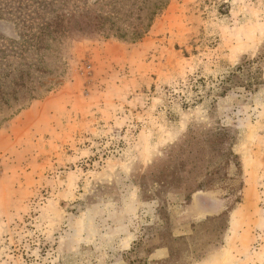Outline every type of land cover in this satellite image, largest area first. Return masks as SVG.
<instances>
[{
	"label": "rangeland",
	"instance_id": "1",
	"mask_svg": "<svg viewBox=\"0 0 264 264\" xmlns=\"http://www.w3.org/2000/svg\"><path fill=\"white\" fill-rule=\"evenodd\" d=\"M131 4L0 0V264H264V0Z\"/></svg>",
	"mask_w": 264,
	"mask_h": 264
},
{
	"label": "trees",
	"instance_id": "2",
	"mask_svg": "<svg viewBox=\"0 0 264 264\" xmlns=\"http://www.w3.org/2000/svg\"><path fill=\"white\" fill-rule=\"evenodd\" d=\"M129 1L132 2L131 6L137 4V15L133 19V21L137 22V25L132 28V31L122 28L121 25H124L125 22L130 19V17H125L124 19H122L121 17H118V11H114V14H116V16H104L101 14H97L93 17L89 15L80 16L82 17V21L75 22L74 27H77L79 31H83L84 27H91L94 32L98 33V35H111L121 39L129 38L132 41L140 40L147 33L152 22L156 18L162 16L168 0H127V2ZM57 20L58 18L52 20L51 24H53L54 27H61V32L59 28H51V24L48 23L45 24L47 28H43L44 26H41V28L36 33H32L29 35V40L31 43L30 47H32V49L34 48V51L36 53H40V51L47 46V42L45 40L46 37L54 40V35H56V33H60L61 35V33L63 31H66L68 29V26H70L68 24L66 25V28L64 27L63 18L59 19V24L57 23ZM130 25L131 24H127V27H129ZM20 66L23 67V65ZM24 67H26V65ZM238 69L240 72H242L241 67ZM26 74L29 75L28 71L22 69L17 72L16 76L11 78L10 81L7 82V85L5 83L0 84V111L3 108L9 109L12 107L10 104V100L16 102L20 99L18 98V93H21L23 89L25 90L26 88V81L24 79ZM49 91L50 89L46 90V92ZM29 99L34 100V97L30 96ZM21 108L22 107H19L5 120L10 119L11 116L19 112Z\"/></svg>",
	"mask_w": 264,
	"mask_h": 264
}]
</instances>
